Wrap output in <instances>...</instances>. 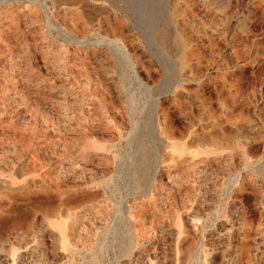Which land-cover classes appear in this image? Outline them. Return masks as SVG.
I'll use <instances>...</instances> for the list:
<instances>
[{
  "label": "rangeland",
  "instance_id": "374dc122",
  "mask_svg": "<svg viewBox=\"0 0 264 264\" xmlns=\"http://www.w3.org/2000/svg\"><path fill=\"white\" fill-rule=\"evenodd\" d=\"M93 255L264 264V0H0V264Z\"/></svg>",
  "mask_w": 264,
  "mask_h": 264
},
{
  "label": "bare ground",
  "instance_id": "6f19581e",
  "mask_svg": "<svg viewBox=\"0 0 264 264\" xmlns=\"http://www.w3.org/2000/svg\"><path fill=\"white\" fill-rule=\"evenodd\" d=\"M40 6V5H39ZM42 6H43V8H44V10L45 9H47V6L45 5V4H42ZM41 6V7H42ZM42 8V9H43ZM45 12H46V10H45ZM48 12V11H47ZM49 15V14H48ZM50 19V18H49ZM90 19V18H89ZM55 27V26H54ZM119 52L122 54V57H123V59H124V61L126 62V65H128V66H130L132 69H133V71L135 70V62L133 61V59H132V57L129 55V53H128V51H126L124 48H122V47H119ZM133 71H132V73H133ZM136 75H137V73H135ZM128 92V91H127ZM129 93V92H128ZM138 126V125H137ZM135 128H137V127H135ZM132 132H134V131H132ZM132 139H134V138H131L130 139V141H132ZM174 144H173V142H166V146H169V147H171V146H173ZM117 146V143H113L111 146H109L110 148H114V147H116ZM108 147V148H109ZM175 147V146H174ZM133 148V147H132ZM177 148V147H176ZM138 167L139 168H141L142 167V165H143V160L142 159H140V160H138ZM117 169V168H116ZM122 171V170H121ZM124 171V170H123ZM138 171V170H137ZM135 172V171H134ZM111 183H114V180H113V176H111V177H109L107 180H106V185H110ZM104 187V186H103ZM89 196V195H88ZM121 208V207H120ZM133 215V214H132ZM102 218V217H101ZM121 218V217H120ZM117 219V218H116ZM114 221H115V219H114ZM117 222L118 223H120V220H117ZM116 223V222H115ZM113 225V224H112ZM118 224H114L113 226H111L110 228H108V230H107V232L108 233H110L111 234V232L112 231H116L117 229H118ZM106 235V234H105ZM107 236V235H106ZM109 236V235H108ZM107 238H105V240H106ZM108 239H110V238H108ZM109 241H111V240H109ZM114 241H116V240H114ZM132 243V242H131ZM135 243V242H134ZM142 243V242H141ZM112 244L111 243H103L102 244V246H101V248L103 249H105V247L107 248V247H110ZM125 247V246H124ZM108 249V248H107ZM126 249V248H125ZM127 251V250H126ZM129 256V255H128ZM90 264H98V256H96V255H93V257H92V261L90 262Z\"/></svg>",
  "mask_w": 264,
  "mask_h": 264
}]
</instances>
